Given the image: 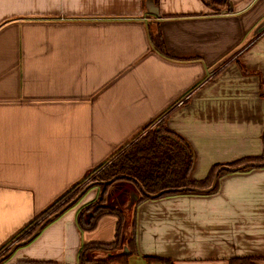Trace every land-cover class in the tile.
<instances>
[{"label": "crops", "instance_id": "crops-1", "mask_svg": "<svg viewBox=\"0 0 264 264\" xmlns=\"http://www.w3.org/2000/svg\"><path fill=\"white\" fill-rule=\"evenodd\" d=\"M263 24L264 0H0V249L157 119L195 153V179L262 156ZM100 190L2 264H78L83 245L112 243L116 216L78 224ZM129 203L139 256L264 257V167L222 176L211 194Z\"/></svg>", "mask_w": 264, "mask_h": 264}, {"label": "trees", "instance_id": "trees-1", "mask_svg": "<svg viewBox=\"0 0 264 264\" xmlns=\"http://www.w3.org/2000/svg\"><path fill=\"white\" fill-rule=\"evenodd\" d=\"M209 6L220 5L228 6L229 0H204ZM151 40L154 46L164 52V43L160 34L152 35ZM196 155L184 139L170 131L163 120L157 127L146 131L144 134L137 136L124 150L121 151L111 161L103 171H101L102 179H125L133 182L139 191L138 198L134 203L138 204L150 199H161L178 195H207L218 190L219 179L236 171H247L253 168L264 167V154L260 157L246 158L228 164V168L221 165L212 167L208 175L203 179H195L193 177L195 169ZM241 167L240 170L236 168ZM217 175L216 184L209 189ZM107 187L102 192L104 198ZM70 192V191H69ZM69 192L62 197L56 204L50 207L52 210L57 205L56 210L50 213L37 227L28 234L29 239L36 231L43 228L45 225L60 216L66 209L74 206L76 203V195H71L68 198ZM153 195H157L153 197ZM74 201V202H73ZM94 208L88 218H85V213L79 212L78 224L82 230H94L100 219L106 215L116 216L117 227L116 237L112 243L93 242L82 246L79 252L78 264H129V258L134 255H139L137 248V230L136 221L132 224L131 237L127 242L129 253L119 254L121 250L122 232L124 226L123 213L117 208L110 206H99ZM92 250L118 251L117 255L105 259L91 260L89 252ZM10 250L0 256V264L9 257ZM148 263L161 262L163 264H174L173 261L156 256H143ZM264 261V257L242 256L230 258L227 264H260ZM36 264H48L37 262Z\"/></svg>", "mask_w": 264, "mask_h": 264}, {"label": "rangeland", "instance_id": "rangeland-1", "mask_svg": "<svg viewBox=\"0 0 264 264\" xmlns=\"http://www.w3.org/2000/svg\"><path fill=\"white\" fill-rule=\"evenodd\" d=\"M161 121H162L161 119L155 120V122L151 123L150 125H148L146 127V129H144L142 134L146 133V131H149V130L157 127V125ZM111 161H113V158L110 159V161L106 165L92 171L88 176L85 177V179H83L82 181L77 183L72 189H70V192H69L67 197L70 198V196L74 194V195H76L75 202H77L78 200L80 201L82 199V197L84 196V194L87 191H89L91 188H93L94 186L101 187L102 192L107 187V190L105 192L103 199H102L101 194H98L99 196H97L94 200L82 204L80 206L79 212L85 213V218H88L94 209V208H92L93 206L99 207V206L107 205V206H110L112 208L119 209L120 211H122L123 218H124L122 241H125L128 238V236L129 237L131 236V231H132L131 226H132L133 221H134L133 210H132L131 204L129 203V198L131 200L133 192L138 194V195H140L141 192L139 191L137 186L129 180H125V179H119V180L102 179L103 176L100 173H101V171H103V169L106 168V166ZM131 190H133V192H130ZM62 203L63 202H61L60 205H57L54 208H52V210H48L47 212H45L44 214H42L38 218H36V220L34 222H32L31 225H29L26 228V230L24 231L22 236L17 237L16 239L12 240L10 242V244H8L6 247L0 249V256L2 254H4L6 251L10 250L12 247H14L18 241L20 242V240H22V239L23 240L27 239L28 234L30 232H32L37 227V225L39 226V224H41V222L50 213H52L59 206H61ZM89 253H90L89 257H94L93 258L94 260H99V259H105V258L111 257L110 255H117L118 251L116 252V250H115V251L110 252V250H107V251L92 250ZM156 257H158V256H156ZM146 263H147V260L143 257V255H140V256L134 255V256L130 257V259H129V264H146ZM147 264H163V263H161V262H150Z\"/></svg>", "mask_w": 264, "mask_h": 264}, {"label": "water", "instance_id": "water-1", "mask_svg": "<svg viewBox=\"0 0 264 264\" xmlns=\"http://www.w3.org/2000/svg\"><path fill=\"white\" fill-rule=\"evenodd\" d=\"M147 2H148V5H149V6H153V5H154V0H147ZM156 13H158V11H157ZM262 26L264 27V24H263ZM224 168H228V167H224ZM240 168H241V167H238V168H236V170H240ZM217 175H218V173H216V175H215V179H214L213 185H212L209 189H207V191H210V190L214 187V185L216 184ZM156 196H157V195H153V197H156ZM137 198H138V194L133 193L132 198H131V203H134L135 200H136ZM33 236H34V235H33ZM33 236H31V237H33ZM31 237H30V238H31ZM124 253H129L127 247H125V248L123 249V251L119 252V254H124ZM110 256H115V255H110Z\"/></svg>", "mask_w": 264, "mask_h": 264}]
</instances>
